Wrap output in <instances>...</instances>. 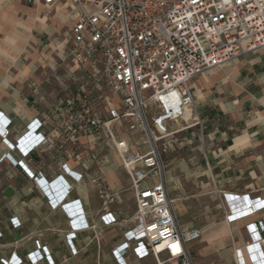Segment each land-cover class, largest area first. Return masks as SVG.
I'll return each mask as SVG.
<instances>
[{"label":"crops","instance_id":"0c3cea01","mask_svg":"<svg viewBox=\"0 0 264 264\" xmlns=\"http://www.w3.org/2000/svg\"><path fill=\"white\" fill-rule=\"evenodd\" d=\"M77 12L69 0L0 1V115L10 121L8 143L14 147L0 140V264H29L27 255L40 254L35 241L49 254L38 264L154 263L133 255L128 237L135 199L115 155L100 167L116 193L109 207L116 223L97 222L96 241L91 231H77L72 218L79 211L89 224L102 214L88 181L98 167L85 172L71 154L58 155L57 138L49 148L30 150L57 125V101L75 93L72 77L79 74L73 75L63 44ZM190 88L192 114L168 124V197L179 225L200 233L191 247L194 264H237L236 251L243 264H252L246 247L253 244L258 259L263 251L249 225L260 222L257 237H264V207L253 217H228L230 210H242L244 197L264 201V50L194 78ZM120 138L128 141L124 133ZM39 173V181L29 176ZM124 243L125 255L112 253Z\"/></svg>","mask_w":264,"mask_h":264},{"label":"built area","instance_id":"2783aa9c","mask_svg":"<svg viewBox=\"0 0 264 264\" xmlns=\"http://www.w3.org/2000/svg\"><path fill=\"white\" fill-rule=\"evenodd\" d=\"M56 1L67 0H42L45 5ZM69 1L78 12L63 45L73 75L79 74L72 77L76 90L72 97L57 101V125L33 141L30 150L49 148L57 138L58 155L71 154L85 172L98 167L88 181L102 214L89 224L79 211L72 218L77 231H91L96 241L98 223L103 227L116 223L109 212L116 193L100 167L115 155L135 199L134 227L128 237L135 259L194 264L191 247L200 233L179 225L168 197L164 160L168 124L192 114L194 78L264 50V0ZM10 132V121L0 115V140L13 149L8 143ZM123 133L128 141L120 138ZM64 172L67 168L62 165L61 175ZM29 176L42 179L40 173ZM72 188L67 187L66 193ZM243 200L241 211L230 210L229 221L253 217L264 207V201ZM10 224L19 227L15 219ZM249 229L263 252L258 259L251 244L247 256L252 264H264V237H257L262 224L251 223ZM34 243L40 254L27 255L29 264L49 260L39 241ZM127 246L124 243L112 253L123 256ZM235 260L243 264L239 251Z\"/></svg>","mask_w":264,"mask_h":264},{"label":"rangeland","instance_id":"374dc122","mask_svg":"<svg viewBox=\"0 0 264 264\" xmlns=\"http://www.w3.org/2000/svg\"><path fill=\"white\" fill-rule=\"evenodd\" d=\"M168 1H174V0H168ZM1 251L5 252V249H1ZM4 256H5V254H4ZM151 263L154 264L153 261H151Z\"/></svg>","mask_w":264,"mask_h":264},{"label":"bare ground","instance_id":"6f19581e","mask_svg":"<svg viewBox=\"0 0 264 264\" xmlns=\"http://www.w3.org/2000/svg\"><path fill=\"white\" fill-rule=\"evenodd\" d=\"M188 114H189V113L187 112V114H186V115H185V117H184L185 119H187V117H188ZM188 118H189V117H188Z\"/></svg>","mask_w":264,"mask_h":264}]
</instances>
